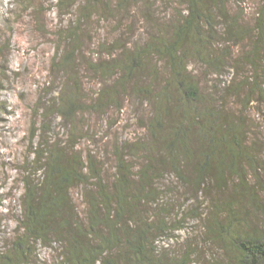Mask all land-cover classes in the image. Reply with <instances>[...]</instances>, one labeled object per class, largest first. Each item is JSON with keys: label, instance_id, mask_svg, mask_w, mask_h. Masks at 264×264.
<instances>
[{"label": "trees", "instance_id": "obj_1", "mask_svg": "<svg viewBox=\"0 0 264 264\" xmlns=\"http://www.w3.org/2000/svg\"><path fill=\"white\" fill-rule=\"evenodd\" d=\"M66 1L60 0V6ZM131 1L118 0V7ZM261 1L247 21V0H179L176 13L165 23L146 15L151 27H146L144 44L115 40L107 51L111 59L93 64L112 84L102 87L90 103L64 86L54 110L74 128L67 140L49 137L34 149L24 180L23 215L17 218L24 233L9 251L0 252V264H25L37 243L58 245L55 264H193L200 246L211 243L225 253L213 264H264L263 144L245 115L219 103L222 89L243 97L245 106L257 93L264 97ZM103 3L87 0L79 21L94 15ZM80 29L65 31L72 47L56 57L57 66L70 67V82L75 81L72 65L81 51ZM251 38L252 50L233 53L234 46ZM220 42L224 44L218 47ZM155 57L166 66L165 76L158 64L151 65ZM191 59L208 75H223L232 60L237 67L241 60L248 63L254 74L240 85L231 81L223 87L220 80V87L206 89L201 75L190 69ZM146 72H153V81L141 85ZM246 84L253 86L243 96ZM129 88L152 104L153 117L145 124V135L119 142L110 179L93 155L85 159L75 152L78 143L71 142L78 134L80 113L106 112L115 104L121 108L120 96ZM168 176L179 183L172 185L173 194L181 185L192 190V205L165 202L158 182ZM76 187H82V212L72 195ZM189 218L203 229L201 244L186 240L179 252L164 246L166 240L179 239Z\"/></svg>", "mask_w": 264, "mask_h": 264}, {"label": "rangeland", "instance_id": "obj_2", "mask_svg": "<svg viewBox=\"0 0 264 264\" xmlns=\"http://www.w3.org/2000/svg\"><path fill=\"white\" fill-rule=\"evenodd\" d=\"M108 1L110 4H107ZM177 1L179 0H133L127 6L118 7V0H104L95 9L97 12L94 15L79 21L87 0H67L63 7L60 6V0H0V252L9 251L18 236L24 233L19 228L17 218H22L23 215L26 192L24 180L29 163L33 160L34 149L49 137L53 141H65L71 136L74 128L72 123L54 110L60 102L64 86L66 85L68 92H78L90 103L102 87L112 84L111 77L96 73L92 68L93 64L111 59L107 51L108 48H113L115 40L119 43L134 41L144 44L148 41L146 27H151L145 20L146 15H152L155 22L165 23L176 13ZM246 4L244 6H247L248 21L256 12V5L261 6L263 2L247 0ZM74 27H81L77 32L81 38L78 41L81 51L75 55L74 66L72 65L76 68L71 72V76L75 74V81L70 82L67 80L70 67L57 66L56 57L64 54L72 45L63 34ZM223 44L218 43V47ZM253 45L254 38H251L243 45L234 46L232 50L238 55H246ZM156 64L165 76L167 68L157 57L151 62L152 66ZM189 67L201 75L206 89L211 90H215L220 80L223 87L231 81L240 85L254 74L243 60L238 67L232 60L227 72L219 76L206 74L202 64L194 59L190 60ZM155 70L157 69L154 68L156 73ZM153 77V72L144 73L140 79L141 85H148ZM252 86H244L243 96L251 92ZM130 90L132 89L129 88L127 94H121V108L115 104L107 108L106 112L104 109L101 112L88 109L80 113L76 120L78 134L71 142L78 143L75 152H82L85 159L88 154L93 155L99 168L110 179L116 164L113 153L119 142L136 134L145 135V124L153 117L152 104L144 98L136 97ZM221 91L220 105L227 104L237 114L245 115L248 123L254 126L253 130L263 144L261 155L264 167V97L257 93L249 105L245 106L241 102L243 97L229 94L227 89ZM261 92L264 94V90ZM260 178L264 179V171H261ZM158 183L165 190V202L172 199L185 207L192 205L191 189L181 185L180 191L175 194L170 192L172 185L179 186L175 177L168 176ZM81 194L82 187H76L72 191L82 212L85 204ZM199 224L189 218L186 224L188 228L179 232L178 240H166L162 244L179 252L186 247V240H189V244L200 243L199 233L203 229ZM34 247L35 250L25 264L57 262L60 253L57 244L47 247L37 243ZM200 249L193 264H213L212 261L225 256L217 244L201 245Z\"/></svg>", "mask_w": 264, "mask_h": 264}]
</instances>
